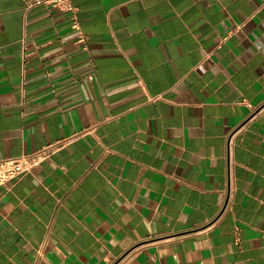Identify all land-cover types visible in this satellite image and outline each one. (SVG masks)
Returning a JSON list of instances; mask_svg holds the SVG:
<instances>
[{
    "label": "crops",
    "instance_id": "0c3cea01",
    "mask_svg": "<svg viewBox=\"0 0 264 264\" xmlns=\"http://www.w3.org/2000/svg\"><path fill=\"white\" fill-rule=\"evenodd\" d=\"M73 134L0 264H264V0H0V159Z\"/></svg>",
    "mask_w": 264,
    "mask_h": 264
},
{
    "label": "built area",
    "instance_id": "2783aa9c",
    "mask_svg": "<svg viewBox=\"0 0 264 264\" xmlns=\"http://www.w3.org/2000/svg\"><path fill=\"white\" fill-rule=\"evenodd\" d=\"M58 7H63L69 4V0H47ZM69 8H72L69 6ZM78 42L85 44V37L80 36ZM79 137L78 134H73L59 141L43 145L32 153H27L18 157H7L0 159V186L7 182L24 175L47 159L52 153L58 149L70 144Z\"/></svg>",
    "mask_w": 264,
    "mask_h": 264
}]
</instances>
